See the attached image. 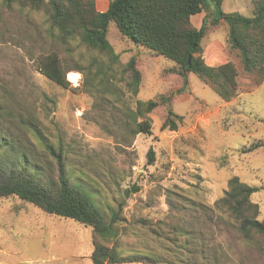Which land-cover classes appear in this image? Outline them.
Segmentation results:
<instances>
[{"label": "rangeland", "instance_id": "obj_1", "mask_svg": "<svg viewBox=\"0 0 264 264\" xmlns=\"http://www.w3.org/2000/svg\"><path fill=\"white\" fill-rule=\"evenodd\" d=\"M206 1L213 8V1ZM222 8L227 13L253 16L251 0H225ZM205 16L206 13L196 15L192 22L201 27ZM210 20L211 17L202 44L207 56L222 58L207 61L217 65L227 60L236 65L239 85L234 99L224 101L193 73L187 75L185 85L184 78L173 71L172 61L132 45L112 23L108 39L120 62L127 64L134 56L142 73L136 96L128 90L122 75L112 79L110 84L116 89L113 92L120 97L119 103H115V96L103 95L104 88L96 86L100 80L94 79L95 68L90 67L95 57L84 48L75 49L71 55L61 53L64 67L81 68L74 71L80 75L76 84L67 75L71 89H64L42 75L38 60L53 47L44 35V13H21L17 8L11 11L0 0V96L8 108H14L15 114L34 115L52 143L57 144L61 138L72 153L76 168L85 166V157L91 165V175L94 170L100 172L105 168L123 171L121 176L125 178L120 187L111 184L107 177L93 178L104 203L114 207L120 201L125 203L122 216L126 223L122 226L135 235L128 233L122 241L140 250L146 245L156 250L167 245L163 236L170 232V226L177 224L170 202L187 203L194 199L213 206L224 196L233 177L260 189L251 201L259 205V220L264 221V81L256 85L255 76L243 71L237 53L228 51L227 24L212 26ZM161 98H167L168 104L149 114L151 135L134 137L120 129L125 108L136 110L138 101ZM169 110L182 118L177 120L176 131L162 130ZM126 138L132 141L129 147L121 144ZM256 144L260 148L243 152ZM150 149L155 152L153 165L148 162ZM100 161L104 162L101 166ZM134 186L140 188L139 192L127 197L124 190ZM174 192L185 196L184 199L172 196ZM215 219L216 223L204 228L203 233L206 245L219 250V261L210 254L211 262L206 264H264V251L249 247L227 220L217 216ZM144 220L153 222L155 228L159 226L158 235L145 228ZM195 238L190 246L196 262H200L206 245L198 236ZM93 251L91 228L49 215L17 197L0 199V264H93ZM182 254L188 258L186 253ZM191 260L194 258L190 257Z\"/></svg>", "mask_w": 264, "mask_h": 264}, {"label": "trees", "instance_id": "obj_2", "mask_svg": "<svg viewBox=\"0 0 264 264\" xmlns=\"http://www.w3.org/2000/svg\"><path fill=\"white\" fill-rule=\"evenodd\" d=\"M212 1L213 8L206 0H111L105 12L98 11L97 0H1V4L11 11L17 8L21 13H44L47 25L44 35L53 47L38 60V70L64 89H71L67 75L81 68L64 67L61 53L71 55L75 49L84 48L93 57H101L93 58L90 67L95 68L94 79L100 80L96 86L104 88L103 95L110 93L116 97L115 103H119L120 97L110 84L119 75H122V81L126 80L133 96L139 93L142 73L136 57L122 64L108 39L109 26L113 23L132 45L172 61L173 71L184 78L185 85L187 75L193 73L229 102L238 93V68L232 61L219 66L207 64L202 43L208 30V19L211 17L212 26L221 22L227 24L228 51L237 53L243 71L253 74L256 85H260L264 81V0H251L252 17L224 12L225 0ZM202 13L206 16L202 26L197 28L192 17ZM74 43L77 44L74 46ZM166 104L168 99L161 98L138 101L136 110L125 108L120 129L134 137L151 135L149 114ZM177 120L182 118L169 110L162 130L176 131ZM121 144L129 147L132 141L126 138ZM258 148L260 145L256 144L243 152L250 153ZM147 156L149 165H153L154 150L150 149ZM72 159V153L61 138L57 144L52 143L34 115L15 114L14 108H8L0 96V199L17 197L49 215L91 228L93 264H206L211 262L210 254L219 261V250L206 245V233H203L204 228L209 229L216 223V216L227 220L233 232L249 247L264 251V221L259 220V205L251 201L252 195L260 189L241 182L238 177L229 180L224 196L213 206L194 199H188L187 203L170 202L171 215L177 224L170 226V232L163 236L167 245L160 250L146 245L140 250L122 241L128 233L135 235L127 226H122L126 223L122 216L125 203L120 201L117 207L104 203L99 197L98 182L93 178V175L101 180L107 177L111 184L120 187L125 178L121 176L123 171L111 172L105 168L100 172L94 170L91 175L88 159L84 157L82 164L85 166L78 168ZM101 163L104 162L100 161L99 166ZM139 190L134 186L132 190L125 189L124 193L129 197ZM174 193L172 196L182 200L185 197ZM142 224L158 235L159 226L155 228L153 222L147 220ZM195 236L206 245L200 262H196L197 257L190 246L195 242ZM190 257L194 258L193 262Z\"/></svg>", "mask_w": 264, "mask_h": 264}, {"label": "crops", "instance_id": "obj_3", "mask_svg": "<svg viewBox=\"0 0 264 264\" xmlns=\"http://www.w3.org/2000/svg\"><path fill=\"white\" fill-rule=\"evenodd\" d=\"M110 3V2H109ZM109 3H105V2H102V3H99L98 2V0H97V9H98V11H100V12H105L107 9H108V6H109ZM198 15H200V14H198ZM202 20V23H203V20H204V18L203 19H201ZM193 23V22H192ZM194 24V23H193ZM195 27H197V28H200L199 26H196V25H194ZM221 58H222V56H216V55H213V56H207V53H206V51H205V59H206V62H207V64H209L208 63V61L209 60H217V61H219V60H221ZM208 60V61H207ZM227 62V60H225L224 62H221V63H218L217 65H211V66H219V65H222V64H224V63H226ZM210 65V64H209Z\"/></svg>", "mask_w": 264, "mask_h": 264}, {"label": "bare ground", "instance_id": "obj_4", "mask_svg": "<svg viewBox=\"0 0 264 264\" xmlns=\"http://www.w3.org/2000/svg\"><path fill=\"white\" fill-rule=\"evenodd\" d=\"M68 76H69V80L71 82H76V81H78L80 79V75L78 73H76V72H70L68 74Z\"/></svg>", "mask_w": 264, "mask_h": 264}]
</instances>
